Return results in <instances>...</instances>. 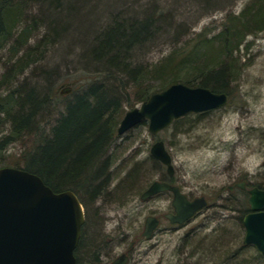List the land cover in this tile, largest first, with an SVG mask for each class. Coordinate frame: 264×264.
I'll return each instance as SVG.
<instances>
[{
	"label": "rangeland",
	"instance_id": "374dc122",
	"mask_svg": "<svg viewBox=\"0 0 264 264\" xmlns=\"http://www.w3.org/2000/svg\"><path fill=\"white\" fill-rule=\"evenodd\" d=\"M24 1L21 12L12 13L7 39L0 40V101H4L0 108L8 111L0 112V167L24 170L29 161L33 163L57 118L90 86L112 90L119 103L116 112L110 111L116 132L124 114L140 104L136 92L141 88L156 90L173 79L198 76L199 65L226 67V106L193 114L156 135L145 123L122 135L116 132L109 141L108 150L90 170L88 183L79 188L84 224L74 250L77 263L112 264L125 253L124 264H264V254L243 244L242 219L250 210L248 194L237 187L245 182L248 189L264 190V18L238 39L230 31L235 17L240 20L245 12L241 19L254 26L260 16L252 6L259 0H75L74 4L61 0L56 7L52 0H47L51 7ZM148 14L155 19L153 35L124 53L134 71L124 75L107 68L108 56L101 60L90 55L98 33L114 19L129 24ZM50 20L58 24L59 34ZM203 31L207 39H215L209 44L198 39ZM24 33L27 38L22 40ZM182 50H190L184 64L179 63ZM26 54L29 63L20 72L16 61ZM24 88L46 95L47 115L42 112L31 118V127L13 131L15 98ZM15 91L6 106V94ZM156 141H162L170 154L172 177L150 155ZM103 161L108 163L99 174ZM102 181L99 194L92 198L90 186ZM154 181L178 186L189 199L204 197L206 206L184 224H171L165 218L173 213L170 192L141 199ZM147 216L159 223L144 237Z\"/></svg>",
	"mask_w": 264,
	"mask_h": 264
},
{
	"label": "water",
	"instance_id": "95a60500",
	"mask_svg": "<svg viewBox=\"0 0 264 264\" xmlns=\"http://www.w3.org/2000/svg\"><path fill=\"white\" fill-rule=\"evenodd\" d=\"M227 102L224 92L174 83L128 110L116 132L122 135L146 121L148 132L156 135L179 118L219 109ZM150 155L172 177V159L162 141L153 143ZM237 187L244 190V182ZM165 191L172 194L173 213L165 214L171 224L182 225L206 206L204 197L189 200L178 186L162 181L152 182L141 199ZM247 193L250 212L242 219L243 244L253 245L264 254V190L254 187ZM158 222L156 217L148 216L143 236L149 237ZM83 224L84 210L72 191L54 192L36 174L0 168V264H77L74 250ZM112 264H124V256Z\"/></svg>",
	"mask_w": 264,
	"mask_h": 264
},
{
	"label": "trees",
	"instance_id": "16d2710c",
	"mask_svg": "<svg viewBox=\"0 0 264 264\" xmlns=\"http://www.w3.org/2000/svg\"><path fill=\"white\" fill-rule=\"evenodd\" d=\"M37 1L40 4L49 5L51 7V4H49L47 0ZM207 1L212 2L213 0ZM22 2L16 0H0V40L7 39L10 32L9 29L11 28L9 27V23L13 22L12 13L15 10L21 12L26 1L23 0ZM50 2L53 7H56L60 5L61 0H52ZM74 3L77 2L73 0L72 4ZM252 7L256 9L255 13L260 16V18L253 21V24H257L264 18V0H259L258 3ZM255 13L251 14V16L254 17ZM246 14L245 12L240 17L242 18ZM241 18L239 20V17H235L237 20L235 22L232 21V24H230L232 35H239L244 33L247 29H252L257 26L255 24L254 26L250 25V22L243 21ZM153 21H155V19L151 14H148L147 18L141 22H130L129 24L127 20L118 21L114 19V21L98 33L99 38L94 41L96 42V46L93 47V52H91L90 55L98 56L97 58L101 60L104 59L105 56H108L107 68L117 70L120 73H124V75L129 74L130 70H134L131 68L129 69L130 63L128 61V56H125L126 54L124 55V53H127L130 48L134 47L135 44L141 42L146 37L153 35ZM49 24L53 26L55 33L59 34L58 24L55 25L56 22L51 20ZM206 36V32L203 31L198 35V39L203 37L202 40L205 41L206 44H209L210 41L208 40L215 39L214 37L207 39ZM23 37L27 38V35L25 33L22 34V40ZM239 37L240 35L234 38L238 39ZM64 38L65 36H63V39ZM1 43L2 41L0 42V46L2 45ZM207 46L209 49V45ZM183 50L179 52L180 54L183 53L179 55V63L181 64L188 61L187 59L190 57V55H188L190 50L187 52ZM178 54H176L175 57H177ZM29 56V54H26L16 61V67L20 72L27 67ZM199 66L197 67L199 70H196L198 76L185 77L181 79V81L176 80V78L171 80V84L182 83L191 87H205L212 92H225L227 86L226 67L214 70L212 67L206 69L205 67ZM219 67H221V65H219ZM133 76L134 72L131 75V80H133ZM171 84H168V86ZM166 87L162 86L156 90H152L151 88L145 90L141 88V90L136 92V95L139 97V102L141 103L152 93L163 90ZM24 89L26 91L23 90V94L20 93L21 99L17 100L20 97L15 98L17 110H15L14 115H12L14 118L10 120L15 128H13V131L31 127V118L34 119L36 116L43 114L47 115L43 108L46 103V95L40 96L38 93L39 91L35 88H29L28 90L26 88ZM111 92V89L106 88L103 90L101 86L93 85L83 94L75 96L72 102L66 106L63 112L64 114L61 115L60 118L58 117L55 125L51 127L50 135H47L46 138L43 136V145L41 144L40 147L37 148L40 154L34 157L33 163L29 161L24 170L40 176L44 182L56 192L66 189L73 190L77 196H79L80 202L84 204L79 188L82 187L84 183H88L87 180L89 179L87 177L90 170L97 161L101 160L102 156L109 148V141L116 134L114 129L116 120H113L114 117L112 118L111 116L113 115L112 112L117 111L119 103L111 95ZM15 93L16 91L9 92L8 95L6 94V98L4 99L6 106L9 105V100H12L11 96ZM3 102L4 101H0V105ZM111 110L113 111L110 112ZM1 111L4 113L8 112L3 108H0V112ZM42 112L43 114H41ZM206 113L207 112L199 113V115H204ZM192 115L193 114H190L179 118L175 120L172 125H176L189 117L191 118ZM145 123L146 122L143 121L140 125ZM16 133L18 134V132ZM103 162L104 163L99 167V174L102 173V170L108 163L107 161ZM103 183L104 181L96 184L93 188H91L92 185L90 186L89 190L92 191V198H94V195L99 194V188ZM257 188L262 189L260 186H257ZM240 191L242 193L244 192L242 190Z\"/></svg>",
	"mask_w": 264,
	"mask_h": 264
},
{
	"label": "flooded vegetation",
	"instance_id": "af4514ba",
	"mask_svg": "<svg viewBox=\"0 0 264 264\" xmlns=\"http://www.w3.org/2000/svg\"><path fill=\"white\" fill-rule=\"evenodd\" d=\"M247 189H248V188L245 186L244 190H242V191H245V192H246V191H247ZM190 200H192V199H190ZM76 248H77V247H76ZM75 250H76V249H75ZM122 254H124V255H122ZM122 254H121V255H122V256H124V263H125V262H126V260H127V256H126V254H125V253H122ZM75 258H76V257H75ZM97 259H99V257H98V256H97ZM76 261H77V259H76Z\"/></svg>",
	"mask_w": 264,
	"mask_h": 264
},
{
	"label": "bare ground",
	"instance_id": "6f19581e",
	"mask_svg": "<svg viewBox=\"0 0 264 264\" xmlns=\"http://www.w3.org/2000/svg\"><path fill=\"white\" fill-rule=\"evenodd\" d=\"M226 94V93H225ZM227 95V94H226Z\"/></svg>",
	"mask_w": 264,
	"mask_h": 264
}]
</instances>
